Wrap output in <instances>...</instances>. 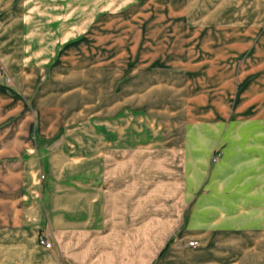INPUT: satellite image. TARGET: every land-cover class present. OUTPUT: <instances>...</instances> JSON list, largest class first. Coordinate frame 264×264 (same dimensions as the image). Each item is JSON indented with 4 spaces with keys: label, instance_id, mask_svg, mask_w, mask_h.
I'll use <instances>...</instances> for the list:
<instances>
[{
    "label": "rangeland",
    "instance_id": "374dc122",
    "mask_svg": "<svg viewBox=\"0 0 264 264\" xmlns=\"http://www.w3.org/2000/svg\"><path fill=\"white\" fill-rule=\"evenodd\" d=\"M236 10L204 0H0L12 64L73 68L74 92L87 97L91 117L112 116L121 101L139 132L169 130L170 146L185 133L187 145L210 149L187 148L186 193L216 197L210 223L223 219V234L187 237L186 264H264V119L247 118L262 112L248 99L258 91L264 99V72L253 70L257 58L264 64V27L247 40ZM195 205L187 203V229L196 227ZM218 238L237 246L208 245ZM245 238L254 245H241Z\"/></svg>",
    "mask_w": 264,
    "mask_h": 264
},
{
    "label": "crops",
    "instance_id": "0c3cea01",
    "mask_svg": "<svg viewBox=\"0 0 264 264\" xmlns=\"http://www.w3.org/2000/svg\"><path fill=\"white\" fill-rule=\"evenodd\" d=\"M204 2L236 6L233 20L247 40L264 27V0ZM5 42L0 35V264H186L187 237L223 234V219L210 223L216 197L195 201L186 193L187 148L189 155L210 149L187 145L185 133L170 146L169 130L139 132L131 109L120 112L121 101L112 116L91 117L87 97L74 92L73 68L12 64ZM253 70L262 75V58ZM258 92L248 104L262 112L247 118L259 124ZM191 200L197 224L187 229ZM40 235L51 249L38 245ZM247 240L241 245H254ZM208 245L237 246L220 238Z\"/></svg>",
    "mask_w": 264,
    "mask_h": 264
},
{
    "label": "built area",
    "instance_id": "2783aa9c",
    "mask_svg": "<svg viewBox=\"0 0 264 264\" xmlns=\"http://www.w3.org/2000/svg\"><path fill=\"white\" fill-rule=\"evenodd\" d=\"M0 79H2V72H0ZM6 81L9 82L8 79H6ZM213 161H215V159H213ZM38 245L43 247L44 249H47V250L51 249V245L49 244L47 237L42 236V235H40L38 237ZM196 245L197 244L194 242H190L188 244V246H190V247H195Z\"/></svg>",
    "mask_w": 264,
    "mask_h": 264
},
{
    "label": "trees",
    "instance_id": "16d2710c",
    "mask_svg": "<svg viewBox=\"0 0 264 264\" xmlns=\"http://www.w3.org/2000/svg\"><path fill=\"white\" fill-rule=\"evenodd\" d=\"M171 242H172V240H170L169 243L167 244V246L164 247V249L160 253V256H162L163 254H165L169 250Z\"/></svg>",
    "mask_w": 264,
    "mask_h": 264
}]
</instances>
